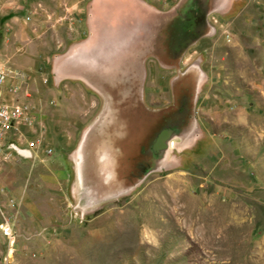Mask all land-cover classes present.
I'll return each mask as SVG.
<instances>
[{
    "label": "rangeland",
    "instance_id": "374dc122",
    "mask_svg": "<svg viewBox=\"0 0 264 264\" xmlns=\"http://www.w3.org/2000/svg\"><path fill=\"white\" fill-rule=\"evenodd\" d=\"M54 12L40 36L35 0H0V104L31 119L2 138L0 264H264V0Z\"/></svg>",
    "mask_w": 264,
    "mask_h": 264
},
{
    "label": "built area",
    "instance_id": "2783aa9c",
    "mask_svg": "<svg viewBox=\"0 0 264 264\" xmlns=\"http://www.w3.org/2000/svg\"><path fill=\"white\" fill-rule=\"evenodd\" d=\"M5 70L0 66V86L4 84L5 81ZM29 112L27 106L20 103L12 104H0V156L7 158V154L2 150V138L7 131V129L15 122L19 121L25 124H31V119L29 117ZM15 151L23 156H30L31 152L22 148L18 145H13ZM3 193V189H0V194ZM2 234L8 239L9 245L12 244L15 238V231L9 222H4L0 225Z\"/></svg>",
    "mask_w": 264,
    "mask_h": 264
},
{
    "label": "crops",
    "instance_id": "0c3cea01",
    "mask_svg": "<svg viewBox=\"0 0 264 264\" xmlns=\"http://www.w3.org/2000/svg\"><path fill=\"white\" fill-rule=\"evenodd\" d=\"M62 2L65 5H67L69 3V0H35V7L41 13V20H40L41 30H40V33H39L40 36L43 35V27L41 25H43V23H45V19L42 18V15L45 13L52 20L59 19L60 17L59 16L57 17V15L54 14L55 13L54 10L57 8V5H59V3H62ZM64 17H62V18H64ZM68 17H69L68 18L69 20L72 18V17H70V15ZM77 19L80 20L81 17H78ZM55 25L56 24H54L53 26H55ZM79 27H80V25L76 24L74 29H73V31L71 33H69V36L67 38H69V39H78L72 44L75 47V49L78 50V51L95 50V48H94L95 44L93 43L94 39L89 37V35L85 34L84 31H81ZM51 35H53V34H51ZM61 38L62 39H58L57 43H55V44H51L50 43L49 46L50 45L64 46L63 41H64L65 37L62 36ZM42 46H48L47 42L45 41L42 44ZM69 143L71 144L70 138H69V141H67V144H69Z\"/></svg>",
    "mask_w": 264,
    "mask_h": 264
},
{
    "label": "bare ground",
    "instance_id": "6f19581e",
    "mask_svg": "<svg viewBox=\"0 0 264 264\" xmlns=\"http://www.w3.org/2000/svg\"><path fill=\"white\" fill-rule=\"evenodd\" d=\"M85 132L81 135L79 142L76 147V155L74 158V165H73V170L77 179V183L81 184L84 178V171L82 169V164L84 161V155L82 153V144H83V137H84Z\"/></svg>",
    "mask_w": 264,
    "mask_h": 264
}]
</instances>
